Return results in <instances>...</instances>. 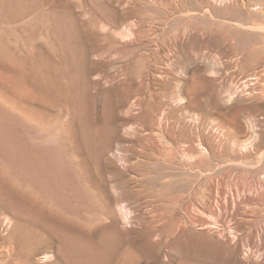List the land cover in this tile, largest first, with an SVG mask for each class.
Listing matches in <instances>:
<instances>
[{
  "label": "rangeland",
  "instance_id": "374dc122",
  "mask_svg": "<svg viewBox=\"0 0 264 264\" xmlns=\"http://www.w3.org/2000/svg\"><path fill=\"white\" fill-rule=\"evenodd\" d=\"M0 264H264V0H0Z\"/></svg>",
  "mask_w": 264,
  "mask_h": 264
},
{
  "label": "bare ground",
  "instance_id": "6f19581e",
  "mask_svg": "<svg viewBox=\"0 0 264 264\" xmlns=\"http://www.w3.org/2000/svg\"><path fill=\"white\" fill-rule=\"evenodd\" d=\"M120 210H122V211H124V214L127 216V214H128V212H127V210L125 209V207H123V206H121V209ZM123 213V212H122ZM46 256H43V258H45ZM27 258H28V256H27ZM30 258V257H29ZM28 258V259H29ZM34 258V257H33ZM30 260H31V258H30ZM34 260V259H33ZM29 261V260H28ZM34 262V261H33Z\"/></svg>",
  "mask_w": 264,
  "mask_h": 264
}]
</instances>
